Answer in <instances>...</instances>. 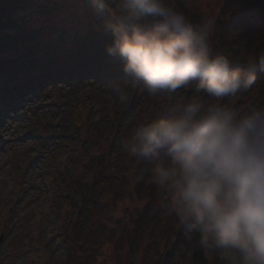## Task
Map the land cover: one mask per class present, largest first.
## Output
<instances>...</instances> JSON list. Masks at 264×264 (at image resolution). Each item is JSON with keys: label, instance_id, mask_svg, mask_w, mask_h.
Returning <instances> with one entry per match:
<instances>
[{"label": "trees", "instance_id": "trees-1", "mask_svg": "<svg viewBox=\"0 0 264 264\" xmlns=\"http://www.w3.org/2000/svg\"><path fill=\"white\" fill-rule=\"evenodd\" d=\"M32 1L0 0V128L9 112L21 108V125L37 144L35 152L42 155L50 147L49 211L40 218L36 245L41 246L37 253L54 259L42 264H100L104 247L118 242L119 256L124 245L131 251L141 247L143 237L153 240L154 264H222L188 236L162 206L154 186L137 180V165L121 149V140L137 124L154 118L166 100L149 96L125 76L118 60L105 54L109 37L102 27L70 33L55 25L26 26L20 11ZM190 1L173 0L175 8L198 24L203 15L187 6ZM216 6L213 50L241 62L264 56V0H216ZM55 92L59 97L51 101ZM191 94L181 90L177 96ZM221 103L237 110L264 104V72L257 73L250 91ZM25 153L14 156L12 170L21 169L30 150ZM130 183L145 204L132 228L113 240L114 205ZM161 245L169 246L163 259L158 256Z\"/></svg>", "mask_w": 264, "mask_h": 264}, {"label": "clouds", "instance_id": "clouds-1", "mask_svg": "<svg viewBox=\"0 0 264 264\" xmlns=\"http://www.w3.org/2000/svg\"><path fill=\"white\" fill-rule=\"evenodd\" d=\"M118 60L162 110L121 149L137 180L222 264H264V104H232L257 83L264 56L241 62L213 50L215 18L193 24L171 0H88ZM181 90L191 95L177 96ZM204 97L210 98L206 101Z\"/></svg>", "mask_w": 264, "mask_h": 264}, {"label": "rangeland", "instance_id": "rangeland-1", "mask_svg": "<svg viewBox=\"0 0 264 264\" xmlns=\"http://www.w3.org/2000/svg\"><path fill=\"white\" fill-rule=\"evenodd\" d=\"M171 3L174 6L173 0ZM187 6L201 12L202 19L208 16L216 18V0H192ZM46 9L48 12L43 14ZM20 15L28 27L55 25L70 33L84 31L90 26L102 27V19L93 13L88 2L81 0H34L20 11ZM58 95L57 92L53 93L51 101L57 99ZM21 112V108L9 112L0 128V264H35L38 256V264L44 260L51 263L54 256L41 251L37 253L41 246L36 245L40 218L49 211V192L46 190L50 182L48 178H52V171L47 173L52 166L47 153L50 147H42L46 148L42 155H39V150L35 152L37 144L24 134L23 127L26 125H21L24 121ZM26 150H30V153L27 160L21 162V169L12 170L14 156L26 154ZM130 185L121 201L114 205L111 220L115 231L113 240L120 239L124 231L132 228L136 214L145 204L136 196L133 184ZM107 201L110 203L113 200L109 197ZM151 242L152 239L143 237L141 247L137 250L134 247L133 251L124 245L118 252L119 256L116 253L118 242L116 246H106L102 249L100 264H148L151 260L154 264L158 260L157 250ZM160 247L158 256L161 257L164 251L165 255L169 254L168 245Z\"/></svg>", "mask_w": 264, "mask_h": 264}, {"label": "water", "instance_id": "water-1", "mask_svg": "<svg viewBox=\"0 0 264 264\" xmlns=\"http://www.w3.org/2000/svg\"><path fill=\"white\" fill-rule=\"evenodd\" d=\"M1 238H2V234H0V241H1Z\"/></svg>", "mask_w": 264, "mask_h": 264}]
</instances>
